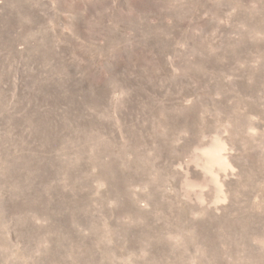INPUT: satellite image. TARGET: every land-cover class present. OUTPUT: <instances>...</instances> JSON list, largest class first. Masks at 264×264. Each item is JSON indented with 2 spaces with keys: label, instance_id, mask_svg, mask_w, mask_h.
Returning <instances> with one entry per match:
<instances>
[{
  "label": "rangeland",
  "instance_id": "obj_1",
  "mask_svg": "<svg viewBox=\"0 0 264 264\" xmlns=\"http://www.w3.org/2000/svg\"><path fill=\"white\" fill-rule=\"evenodd\" d=\"M0 264H264V0H0Z\"/></svg>",
  "mask_w": 264,
  "mask_h": 264
}]
</instances>
